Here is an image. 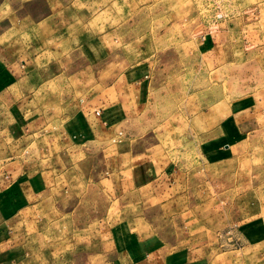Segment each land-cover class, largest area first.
<instances>
[{"label":"rangeland","instance_id":"obj_1","mask_svg":"<svg viewBox=\"0 0 264 264\" xmlns=\"http://www.w3.org/2000/svg\"><path fill=\"white\" fill-rule=\"evenodd\" d=\"M77 1L0 12V48L35 58L31 100L51 116L18 150L32 166L0 208L17 229L0 244V264H105L139 241L156 242L169 258L161 264L203 244L215 252L209 263L199 254L188 264H264V230L247 244L234 235L241 221L264 225V0ZM102 11L139 70L123 86L119 126L93 140L68 116L93 84L112 79L97 37ZM17 74L0 72L3 87ZM214 138L231 164L209 165ZM158 179L170 189L146 198Z\"/></svg>","mask_w":264,"mask_h":264},{"label":"crops","instance_id":"obj_2","mask_svg":"<svg viewBox=\"0 0 264 264\" xmlns=\"http://www.w3.org/2000/svg\"><path fill=\"white\" fill-rule=\"evenodd\" d=\"M23 1L35 0H0V12H4L3 9L8 6L10 8H13V6L17 7ZM101 2H97L96 5H104V1ZM77 3L79 5H86L88 1L78 0ZM102 12H98L97 14V29L101 33L97 37L103 39L109 54L112 56V79L108 81L107 77H104L93 84L96 86V90L82 97L79 102V107L77 105L79 108L78 112H71L68 116H76L86 135H89L93 140L104 139L116 126H119L124 113V101L121 97L123 86L135 80L136 72L139 70L137 66L131 65L124 56L125 52L123 47L120 46V26L116 21L111 20L105 12ZM2 28L1 25L0 30ZM203 49L206 48L203 47ZM3 71L10 72L12 75L18 74L10 80L7 79L4 82L5 87H3V81H0V113H3L0 116V208L2 210H4L2 203L5 199H9L10 201L17 199L15 197L16 195L10 189L17 182L23 181L22 179L27 177L32 166L30 162H25L21 156L17 155L18 150H22L23 148L29 149L30 147L27 146L25 141L43 132L51 118V116L46 117L37 107L36 101L31 100L33 97L35 99V87L40 86L39 67L31 54L27 52L15 53L14 51L1 47L0 72ZM9 89L12 91L10 95L7 93ZM8 101L12 102L10 107L7 105ZM25 102L32 104L20 105ZM96 111L100 112L98 117L95 116ZM231 125H233L231 121H228L225 125L223 129L225 137L232 130ZM216 132L214 131L213 133ZM212 140L213 142H217L215 138ZM218 140L220 146L222 141L225 142V139ZM213 142L210 145L213 149L208 156L210 157L208 158L209 165L222 167L231 164L233 160L228 156H221L217 150L219 148L215 145L216 142ZM217 154L219 156H216ZM161 184L162 179H158L149 186H145L143 195L146 198L152 199L163 197L170 188L167 185L165 189V186H160ZM2 210H0V228L2 227L0 229V244L7 243L10 235L17 230L9 226L8 223L11 218ZM7 210L9 209L7 208ZM3 213L4 218L1 216ZM259 223L262 222L258 219L241 221L236 226L237 229L234 235L238 236L243 244H247L252 238H257L256 235L260 231L264 230L263 223L262 226ZM155 244L156 242L153 245H149L147 242L143 244L141 241L133 243L128 247L124 255L122 254L121 257L105 264H161V262H168V255L164 253V255L160 256L162 250H155ZM206 246L204 244L194 245L197 248L185 249L184 254L179 253L180 256H185L181 263H177V259H174L172 260V264H182V262L188 264L190 262L200 261L199 254H203V261L209 263V258H212L215 252L209 250L210 248L205 249L204 247ZM174 254L175 252L172 255L170 254L172 258L176 257Z\"/></svg>","mask_w":264,"mask_h":264},{"label":"built area","instance_id":"obj_3","mask_svg":"<svg viewBox=\"0 0 264 264\" xmlns=\"http://www.w3.org/2000/svg\"><path fill=\"white\" fill-rule=\"evenodd\" d=\"M219 17H220L219 15L216 16V18H219ZM99 115H100V112L99 111H96L95 112V116H99Z\"/></svg>","mask_w":264,"mask_h":264}]
</instances>
